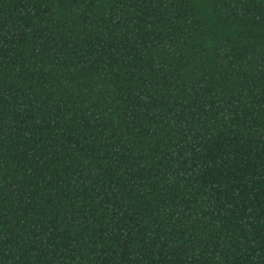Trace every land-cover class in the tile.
Returning a JSON list of instances; mask_svg holds the SVG:
<instances>
[{
  "label": "trees",
  "instance_id": "16d2710c",
  "mask_svg": "<svg viewBox=\"0 0 264 264\" xmlns=\"http://www.w3.org/2000/svg\"><path fill=\"white\" fill-rule=\"evenodd\" d=\"M0 264H264V0H0Z\"/></svg>",
  "mask_w": 264,
  "mask_h": 264
}]
</instances>
